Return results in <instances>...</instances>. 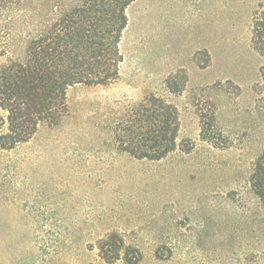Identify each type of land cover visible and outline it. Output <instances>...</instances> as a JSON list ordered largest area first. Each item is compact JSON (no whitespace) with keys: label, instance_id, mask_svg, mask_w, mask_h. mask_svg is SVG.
I'll return each mask as SVG.
<instances>
[{"label":"rangeland","instance_id":"obj_1","mask_svg":"<svg viewBox=\"0 0 264 264\" xmlns=\"http://www.w3.org/2000/svg\"><path fill=\"white\" fill-rule=\"evenodd\" d=\"M59 1L24 0L0 15V66L5 46L19 53ZM260 4L135 0L118 78L70 87L59 126L0 151V264H107L98 240L111 233L141 252L139 264H264V207L250 185L264 152V58L251 44ZM151 95L179 114L178 148L157 162L121 151L115 137L128 108ZM202 113L226 148L202 141Z\"/></svg>","mask_w":264,"mask_h":264},{"label":"trees","instance_id":"obj_2","mask_svg":"<svg viewBox=\"0 0 264 264\" xmlns=\"http://www.w3.org/2000/svg\"><path fill=\"white\" fill-rule=\"evenodd\" d=\"M134 1L70 0L67 6L64 0L55 2L51 17L34 20L35 29L19 53L14 44L5 46L10 58L0 66V109L5 114L0 118V151L11 152L28 144L41 125L59 126L68 115L66 94L70 87L105 86L118 78L122 62L119 45L128 24L126 10ZM23 2L0 0V15ZM251 29L252 47L264 58V4L253 13ZM14 30L6 28L4 32L11 42L17 38ZM260 74L264 80V66ZM178 117L176 107L154 95L130 106L115 134L121 151L137 160L165 159L178 148ZM201 119L202 141L226 148V142L220 141L221 132L213 125L214 116L208 119L202 113ZM250 185L264 207V152L254 163ZM125 247L116 233L98 240L100 257L107 264L122 259L126 264H139L141 252Z\"/></svg>","mask_w":264,"mask_h":264}]
</instances>
